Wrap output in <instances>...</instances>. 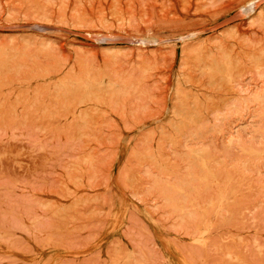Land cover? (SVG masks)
I'll use <instances>...</instances> for the list:
<instances>
[{
  "label": "rangeland",
  "instance_id": "rangeland-1",
  "mask_svg": "<svg viewBox=\"0 0 264 264\" xmlns=\"http://www.w3.org/2000/svg\"><path fill=\"white\" fill-rule=\"evenodd\" d=\"M0 264H264V0H0Z\"/></svg>",
  "mask_w": 264,
  "mask_h": 264
}]
</instances>
